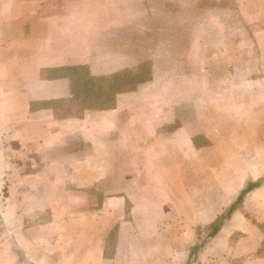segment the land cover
<instances>
[{
    "label": "crops",
    "instance_id": "0c3cea01",
    "mask_svg": "<svg viewBox=\"0 0 264 264\" xmlns=\"http://www.w3.org/2000/svg\"><path fill=\"white\" fill-rule=\"evenodd\" d=\"M176 3L0 0V264H130V255L140 264L136 225L160 222L169 202L154 192L192 175L193 158L206 149L194 144L192 27L185 24L184 41L175 25L161 29ZM181 9L202 16L195 61L203 69L210 48H238L233 56L248 58L250 81L244 93L234 87L233 103L242 94L255 111L264 108V0H188ZM226 16L239 24L231 28ZM177 62L189 70L179 72ZM146 64L152 79L123 90ZM76 74L120 81L86 105L80 97L95 92L77 89L84 78Z\"/></svg>",
    "mask_w": 264,
    "mask_h": 264
},
{
    "label": "rangeland",
    "instance_id": "374dc122",
    "mask_svg": "<svg viewBox=\"0 0 264 264\" xmlns=\"http://www.w3.org/2000/svg\"><path fill=\"white\" fill-rule=\"evenodd\" d=\"M175 1L173 11H177L161 15V29L168 34L175 25L177 38L184 41L185 24L192 27L194 63L189 76L192 77L194 96V144L206 149L193 158L192 175L187 174L185 179L184 176L176 177L174 184H169V192H154V197L169 198V202L157 214L161 217L160 222L136 225L140 236L133 241L137 252L141 253H137L138 260L140 264H264V111H261L264 108L255 111L248 104V96L242 94L241 105L233 103L234 87L242 93L248 87V58L236 60L234 46L219 50L210 48L209 62L202 69V64L195 61L201 58L200 46L195 41L200 39L202 16L181 13L188 0ZM238 18L226 16L231 28L239 24ZM215 19V15L209 16L210 22ZM182 49L184 47L178 50ZM150 66L146 64L140 71H132L135 74H128L129 82L151 80ZM175 67L181 73L185 68L189 70L183 62H177ZM202 71L208 74H202ZM76 75L84 78L83 81L80 79L81 86L77 82V89L81 91L87 87L95 92L88 100L80 97L86 105L100 103L102 88L109 92L120 81L117 77L110 82H97L86 78V74ZM177 75L178 80L185 76L173 74ZM257 181L260 185L237 204L242 190ZM234 204H237L236 210L226 218L219 233L211 236L213 224ZM72 209L66 207V215L71 214ZM131 214L130 208V212L122 213V220L131 219ZM155 215L156 210L153 215L149 214L153 220ZM116 232L114 223L106 233L108 256L114 255ZM130 258L133 262L134 257L130 255Z\"/></svg>",
    "mask_w": 264,
    "mask_h": 264
},
{
    "label": "trees",
    "instance_id": "16d2710c",
    "mask_svg": "<svg viewBox=\"0 0 264 264\" xmlns=\"http://www.w3.org/2000/svg\"><path fill=\"white\" fill-rule=\"evenodd\" d=\"M118 75L116 74V75H114V76H112V77H117ZM129 77V76H128ZM102 79H104V78H102ZM96 80V79H95ZM128 86H126V88H122L123 90H134L135 88H136V85H137V82H128V84H127ZM113 101H114V98L112 99V104H113ZM111 104V103H110ZM110 104L108 103V104H106L105 106L106 107H109L110 106ZM111 104V105H112ZM109 105V106H108ZM104 106V107H105ZM88 108H90V107H93V106H87ZM260 185V182L259 181H257V182H252V183H250V184H248L247 186H246V188H244L243 190H242V192H241V194H240V196H239V198H238V201H237V204H238V202H240L242 199H243V197L245 196V194H247L248 192H250L252 189H254V188H256V187H258ZM237 204H234L231 208H230V210L228 211V213L226 214V215H222V216H220V218H218L217 219V221L213 224V227H214V230H213V232L211 233V236L212 235H216L217 234V232L221 229V227L223 226V223H224V221L226 220V218L228 217V216H230L235 210H236V208H237Z\"/></svg>",
    "mask_w": 264,
    "mask_h": 264
}]
</instances>
